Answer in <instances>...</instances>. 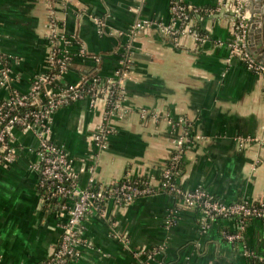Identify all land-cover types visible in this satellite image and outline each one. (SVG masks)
<instances>
[{"label":"crops","instance_id":"obj_1","mask_svg":"<svg viewBox=\"0 0 264 264\" xmlns=\"http://www.w3.org/2000/svg\"><path fill=\"white\" fill-rule=\"evenodd\" d=\"M186 1L211 10L203 20L210 35L205 44L185 35L177 45L156 30L172 22V0H0V55L10 64L11 79L6 85L0 72V102L12 90L28 93L33 79L48 73L54 33L73 57L60 85L79 82L88 72L111 77L125 55L121 108L109 118L112 131L102 144L94 134L107 110L104 98L86 96L53 114V141L85 169L80 184H87L93 169L99 185L146 178L159 189L175 139L186 129L194 143L177 180L183 190L203 188L226 203L264 202V77L230 54L236 1ZM252 1L257 14L249 21V43L264 61V0ZM144 21L152 26L133 29ZM82 49L100 60L81 57ZM17 145L15 162L0 166V264H41L61 240L72 201L42 199L32 167L36 137L23 133ZM83 227L88 245L68 264L264 259L263 219L250 220L241 240L231 242L226 236L238 228L235 218L209 219L179 195L163 191L129 204L109 199ZM159 247L161 252L148 258Z\"/></svg>","mask_w":264,"mask_h":264},{"label":"built area","instance_id":"obj_2","mask_svg":"<svg viewBox=\"0 0 264 264\" xmlns=\"http://www.w3.org/2000/svg\"><path fill=\"white\" fill-rule=\"evenodd\" d=\"M235 1L238 22L233 39L229 42L230 54L240 59L247 69L264 77V61L259 60L252 52L248 36L249 21L257 14L255 4L252 0ZM171 11L172 22L157 26L156 30L160 34L172 39L177 45L181 36L185 35L192 36L197 44H205L210 40L208 32L203 34L194 28V17L199 16L202 11L210 14V9L193 6L186 0H172ZM151 26L150 22L144 21L134 25L133 29L140 30ZM51 37L54 48L48 59V73L35 77L28 93L12 90L9 98L0 102V166L10 167L15 162L19 153L17 145L19 136L23 133H32L37 140L32 167L39 175L38 188L42 199L45 201L52 197H62L72 201L61 240L53 254L41 264H65L68 258L81 256L83 249L88 245L84 237V220L92 212L102 211L103 204L109 199H114L122 205L158 191L179 195L185 206L200 208L209 219L235 218L238 221L239 232L227 234L226 237L231 242L241 240L243 236L241 231L245 228L246 219L264 220L262 201L226 203L211 196L203 188L185 191L173 181L174 169L183 161L185 152L194 143V138L186 129L175 139L176 149L162 170L159 189L153 188L147 179L138 178L114 181L109 185H99L98 189H95L97 182L93 169L89 170L87 184H80V173L85 169H79L65 148L53 141L51 136L53 114L59 108L86 96L93 101L104 98L107 101V110L103 122L99 124L94 134V139L102 144L104 138L112 131L108 124L109 118L117 114L121 108L128 74V60L122 55L119 66L111 77L102 78L96 73L97 75L90 81L92 87L89 89L84 88L85 76L79 82L60 85L58 82L70 68L73 57L68 50L60 48V40L56 33ZM89 56L92 55L82 49L81 57ZM3 61L4 57L0 55L3 83L9 86L10 68L3 64ZM53 71L55 73L52 74ZM141 115L146 117L147 113L142 111ZM179 123L182 124L181 121ZM160 252V247L155 248L147 256L152 258Z\"/></svg>","mask_w":264,"mask_h":264},{"label":"trees","instance_id":"obj_3","mask_svg":"<svg viewBox=\"0 0 264 264\" xmlns=\"http://www.w3.org/2000/svg\"><path fill=\"white\" fill-rule=\"evenodd\" d=\"M202 14V15H201ZM201 14L199 16H195L194 19H195V30H197V32H200V33H207L206 29L204 28V25H203V20L206 18V15L207 13H205L204 11L201 12ZM72 63V62H71ZM3 64H6V65H10L5 59L3 61ZM72 65V64H71ZM55 73V71L52 72V74ZM93 72H88L85 74V77H86V82L84 84V88L85 89H89L90 87H92V83L90 82L94 76H96L97 74H92ZM169 162V161H168ZM184 169V164H183V161L182 162H179V164H177V167L174 169V176H173V181L177 182V180L179 179V177L182 175V171ZM139 180H146V178H138ZM162 179V177H161ZM99 187V184L96 183L95 184V189H98ZM51 201L50 199L49 200H46L45 202H49ZM257 203V202H256ZM220 218H223V217H220ZM220 218H216V219H220ZM252 219H256V218H248L245 220V225ZM235 232H239V229L236 228L234 231H231L229 233H235ZM147 253H150V251H146V254ZM71 260V258H68V260L66 261L65 264H68L69 261ZM247 264H264V259H261V258H258V257H250L249 260H248V263Z\"/></svg>","mask_w":264,"mask_h":264}]
</instances>
